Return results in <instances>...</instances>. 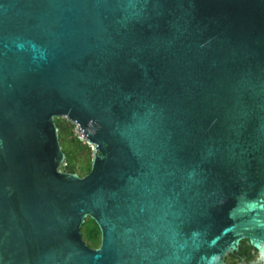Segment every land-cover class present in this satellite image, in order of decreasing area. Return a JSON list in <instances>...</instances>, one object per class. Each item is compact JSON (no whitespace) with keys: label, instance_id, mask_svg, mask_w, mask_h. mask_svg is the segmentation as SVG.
<instances>
[{"label":"water","instance_id":"obj_1","mask_svg":"<svg viewBox=\"0 0 264 264\" xmlns=\"http://www.w3.org/2000/svg\"><path fill=\"white\" fill-rule=\"evenodd\" d=\"M243 240L264 262V0H0V264H226Z\"/></svg>","mask_w":264,"mask_h":264},{"label":"trees","instance_id":"obj_2","mask_svg":"<svg viewBox=\"0 0 264 264\" xmlns=\"http://www.w3.org/2000/svg\"><path fill=\"white\" fill-rule=\"evenodd\" d=\"M54 122L58 129L61 149L66 155L65 164L61 166V169L69 173L87 174L91 168L92 159L90 145L74 136L71 122L66 118H54ZM80 230L83 240L89 247L99 246L100 230L92 218H86ZM256 257L257 251L250 241L243 240L239 250L227 255L226 264H250Z\"/></svg>","mask_w":264,"mask_h":264},{"label":"rangeland","instance_id":"obj_3","mask_svg":"<svg viewBox=\"0 0 264 264\" xmlns=\"http://www.w3.org/2000/svg\"><path fill=\"white\" fill-rule=\"evenodd\" d=\"M71 129H72V131H73V134H74V136H76L77 138H80V140L82 141V142H84V140H82L81 138H82V135L79 133H75V125L71 122ZM76 134V135H75ZM90 148H91V150H92V146L90 145ZM62 170V169H61ZM63 171V170H62ZM79 176H83L84 174H78Z\"/></svg>","mask_w":264,"mask_h":264},{"label":"clouds","instance_id":"obj_4","mask_svg":"<svg viewBox=\"0 0 264 264\" xmlns=\"http://www.w3.org/2000/svg\"><path fill=\"white\" fill-rule=\"evenodd\" d=\"M260 259H261V255H260V253L257 251V257H256L253 261H251L250 264H264L263 261L259 262Z\"/></svg>","mask_w":264,"mask_h":264},{"label":"built area","instance_id":"obj_5","mask_svg":"<svg viewBox=\"0 0 264 264\" xmlns=\"http://www.w3.org/2000/svg\"><path fill=\"white\" fill-rule=\"evenodd\" d=\"M73 124L75 125V128H76V129H75V133H78V134H79L80 132H79V130H78V129H79L78 125H77L76 123H73ZM80 134H81V133H80ZM75 135H76V134H75ZM81 135H82V134H81ZM78 139L80 140V138H78ZM81 139L84 140L85 143L87 142L86 139L83 137V135H82V138H81Z\"/></svg>","mask_w":264,"mask_h":264},{"label":"flooded vegetation","instance_id":"obj_6","mask_svg":"<svg viewBox=\"0 0 264 264\" xmlns=\"http://www.w3.org/2000/svg\"><path fill=\"white\" fill-rule=\"evenodd\" d=\"M242 243V242H241ZM241 243H240V245H241Z\"/></svg>","mask_w":264,"mask_h":264}]
</instances>
